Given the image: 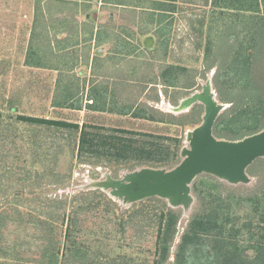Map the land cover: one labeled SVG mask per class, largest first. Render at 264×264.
<instances>
[{"label": "rangeland", "instance_id": "obj_1", "mask_svg": "<svg viewBox=\"0 0 264 264\" xmlns=\"http://www.w3.org/2000/svg\"><path fill=\"white\" fill-rule=\"evenodd\" d=\"M86 1L85 9L80 0H49L40 7L36 6V0H0V264H41L47 241L39 221L44 222L46 215L51 216L57 238H64L67 222L63 224L62 219L68 218L75 206L70 200L94 191H99L102 197L96 202L98 208L78 217L79 241L91 251L90 264H154L158 259L159 219L155 210L151 219H143V214L138 213L153 207L138 205L142 202L124 205L110 195L113 188L102 191L86 186L91 181H107V175L118 181L144 168L169 171L177 167L183 161V149L189 147L187 133L203 123L205 107L198 102L181 114L171 113L169 107L202 93L210 82L217 101L225 106L218 122L232 104L221 99L215 84L222 60L214 57V66L207 67V45L210 41L215 52L220 43H234L237 38L231 33L240 36L246 30L241 21L243 17L259 16L225 5L214 6L213 0H178L176 13L158 17L161 22L154 17L159 23L156 24L151 22L153 13L145 16L134 11L124 15L121 7H112L114 16L109 17L111 12L102 5L104 0ZM89 12L106 17L99 19L97 31L95 23L91 25V34L89 31L86 36L79 28ZM144 21L153 25L147 26ZM144 28L148 32L141 34ZM83 36L95 38V45L89 48V39ZM148 38H152L150 46L145 44ZM31 44L35 51L33 62L41 66L26 62ZM68 54L80 55V59L76 62ZM64 60L71 61L72 65L63 67ZM57 62L61 67L47 70L46 64L57 65ZM260 65L264 69V61ZM171 69L175 71L163 77ZM176 75L178 78L174 80ZM168 79L173 86L167 84ZM62 80L63 91L68 85L75 89L72 91H78L73 97V103L79 106L77 109L53 107L57 84ZM94 89L108 92L109 102L115 105L114 113L88 108L92 103L88 97ZM130 104L163 122L118 113ZM193 113V119L201 122L199 125H179L181 121L189 122L181 119ZM18 115L152 133L169 138L164 145L171 149V154L174 140L178 138L182 140L179 162L172 168L142 165L131 170L112 159L99 161L88 157L82 161L74 150L79 134L68 135L46 126L17 122ZM247 173L250 182L239 185L208 174L196 179L192 184L190 208L173 209L180 213V220L171 261L189 221L199 211L200 198L195 185L213 180L224 197L244 199L264 188V158L255 161ZM162 200L169 206L167 200ZM243 205L249 204L244 201ZM135 212V224L124 229L120 219H129ZM140 221L141 225L136 224Z\"/></svg>", "mask_w": 264, "mask_h": 264}, {"label": "trees", "instance_id": "obj_2", "mask_svg": "<svg viewBox=\"0 0 264 264\" xmlns=\"http://www.w3.org/2000/svg\"><path fill=\"white\" fill-rule=\"evenodd\" d=\"M45 1L49 0H36V6L40 7V4ZM56 1L63 2L65 0ZM176 1L165 0L152 3L151 7L147 9L159 12L161 17L162 15L166 17L167 13H176ZM212 4L214 6L225 5L226 8H235L244 12L250 11L257 15L263 13V16L243 17L241 21L242 23L244 21L246 30L240 36L231 33V36L237 38L234 43L226 44L222 41L225 44L220 43L215 52L210 47V41L207 45V67L209 69L214 66V57H219L222 60L215 84L221 99L232 104L231 108L216 123L214 134L218 139L239 140L264 130V69H262L263 65H260L264 61V9L261 10L258 4L256 8H253L254 5L251 1L214 0ZM83 7L86 9L88 6L84 5ZM158 19L161 22V18ZM151 22L156 21L152 19ZM143 30L144 32L141 34L148 32L145 31V28ZM34 52V46L31 44L26 62L28 65L41 66V64L33 62ZM171 71L175 70H167L165 74L163 73V77ZM177 78L178 75L174 77V80ZM170 80H167V84L173 86L170 85ZM63 82L64 80L58 81L52 102L53 107L77 109L79 106L73 103V97L78 94V91H72L75 89H72L71 85H68V88L63 91L61 89ZM88 98L92 102L88 106L90 110L114 113L115 105H112L113 102H109L107 91L94 89ZM119 112L120 115H132L134 118L163 122V119L148 115L144 110L134 108L132 104L126 110ZM1 116L0 114V118ZM194 116L193 113L190 117H183L181 120L190 121H181L179 125H199L201 122L194 120ZM168 117L173 118V115H168ZM15 119L17 122L25 124L53 128L59 133L63 131L68 135L79 134L74 150L78 151L79 160L82 161L88 157H96L99 161L104 158L112 159L117 164L131 170L142 165L153 168H172L179 162L182 140L178 138L174 140L175 146L171 154V149L164 145V142L169 138L152 133L110 129L93 124L81 126L75 122L23 115H18ZM171 155L172 160L170 159ZM194 190L200 198L199 211L191 218L182 234L173 261L170 260L171 250L178 233L177 224L180 220V213L170 208L167 202L159 198L148 199L138 204L144 207L148 205L153 207L138 212L143 214V219H151L153 210L156 211L155 216L159 219L156 236L158 259L154 261V264H264V188L260 193L244 199L231 195L224 197L219 185L213 180L202 181L200 186L196 184ZM101 200L99 191L81 193L70 200L75 206L68 218L62 219L63 224L67 222L64 238H57L56 225L51 216L46 215L44 222L39 221L43 237L47 241L43 249L41 264L91 263L93 258L91 251L79 241L81 228L78 217L83 212L97 209L96 202ZM244 201L249 205L244 206ZM135 219H137V212L131 213L129 219L122 217L119 222L126 229L127 226L135 224ZM136 224L141 225L142 221Z\"/></svg>", "mask_w": 264, "mask_h": 264}, {"label": "water", "instance_id": "obj_3", "mask_svg": "<svg viewBox=\"0 0 264 264\" xmlns=\"http://www.w3.org/2000/svg\"><path fill=\"white\" fill-rule=\"evenodd\" d=\"M152 38L145 41L150 46ZM205 107L203 123L187 133V143L182 151L183 161L172 170L144 168L126 174L123 180L91 181L87 189L106 191L124 205H132L152 198L164 199L172 209L188 210L193 198L192 184L204 174L227 181L231 185L247 184L248 168L258 159L264 158V131L238 141L218 139L214 127L219 114L225 109L216 99L208 82L202 93L183 99L178 106L169 107L175 114L189 111L196 103Z\"/></svg>", "mask_w": 264, "mask_h": 264}, {"label": "crops", "instance_id": "obj_4", "mask_svg": "<svg viewBox=\"0 0 264 264\" xmlns=\"http://www.w3.org/2000/svg\"><path fill=\"white\" fill-rule=\"evenodd\" d=\"M164 2L165 0H104V1H102V5L103 6H106V7H109V9L108 8H105V9H107V10H109L111 13H110V15H109V17H112V16H114V9H111L112 7L114 8H117V7H121L122 9H123V12H124V15H126V14H128V13H135V12H138V14L139 15H144V14H146L145 16H148V15H150V13H155V14H153V15H151L150 17L151 18H153L154 19V17H156L157 19H158V17H160V15H159V12H153V11H151V10H149V9H147V8H150L151 7V5H152V3H157V2ZM214 1V0H213ZM219 1H224V0H219ZM227 1H232V2H235V1H241V2H246V1H251L252 2V4L254 5H252L253 6V8H256L257 7V4H258V6L261 8V10H263L264 9V0H227ZM80 2L83 4L82 5V7L84 6V5H86L87 4V1L86 0H80ZM176 3H178V0L176 1ZM136 6H139L138 8L136 7ZM141 7H143V8H141ZM146 8V9H145ZM120 9V8H119ZM106 11V10H105ZM121 11V10H120ZM135 11V12H134ZM106 13V12H105ZM168 15H172V14H170V13H167ZM260 14V13H259ZM93 14L92 13H87V15H86V18H85V20H84V24H82V25H80V30L86 35V34H88L89 35V31H90V34H91V31H92V26H93V24L95 23V26L97 27L96 28V31L98 30V25H99V23H100V20L99 19H104L105 17H106V15L104 14H101L100 13V17H99V14H94L93 16H92ZM257 15V14H256ZM259 16H263V13L261 12V14L259 15ZM103 21V20H102ZM157 22V21H156ZM155 22V23H156ZM141 23V22H140ZM140 23H138V25L140 24ZM144 23L147 25V26H151V25H153V24H151V23H149V22H147V21H144ZM88 24H90V26L88 25ZM156 24H158V23H156ZM90 28V29H89ZM145 31L147 32L148 30L147 29H145ZM64 33V32H63ZM82 33V34H83ZM87 36V35H86ZM86 36H83L84 37V39L86 38V40L87 39H89V41H88V43H87V45H89V48H90V45L92 44V46H94L95 45V38L94 39H91V37H89V38H87ZM68 37V36H67ZM90 39L92 40V42L90 41ZM107 43H108V41H106ZM78 44V43H77ZM100 51V50H99ZM69 56H70V58H75V60H76V62H77V58L80 56V55H78V56H76V57H74V56H72L73 54H68ZM64 59V58H63ZM62 59V60H63ZM79 59H80V57H79ZM64 61H66V62H64ZM63 61V67H66L67 65H72L70 62L71 61H68V60H64ZM65 63V64H64ZM61 63L60 62H57V65H55V63H53V65L52 64H50V65H47L46 64V68H47V70L48 69H56V68H58V67H61V65H60ZM53 66H55V67H53ZM73 68H75V67H73ZM72 68V69H73ZM57 70H59V69H57ZM56 70V71H57ZM69 70H71V67H69Z\"/></svg>", "mask_w": 264, "mask_h": 264}]
</instances>
